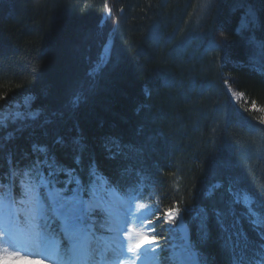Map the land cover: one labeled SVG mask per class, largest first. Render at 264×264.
Wrapping results in <instances>:
<instances>
[{"label":"trees","instance_id":"trees-1","mask_svg":"<svg viewBox=\"0 0 264 264\" xmlns=\"http://www.w3.org/2000/svg\"><path fill=\"white\" fill-rule=\"evenodd\" d=\"M247 3L255 27H245ZM247 3L0 0V106L28 97L35 112L0 123V181L14 183L15 205L22 173L47 146L51 163L73 169L68 179L103 183L148 221L159 217L154 231L179 208L189 240L173 228L170 243L191 246L195 264H231L214 219L202 239L196 217L229 208L241 243L259 235L251 220L264 213V0ZM73 137L87 147L83 163ZM108 138L121 148L106 150Z\"/></svg>","mask_w":264,"mask_h":264},{"label":"snow or ice","instance_id":"snow-or-ice-1","mask_svg":"<svg viewBox=\"0 0 264 264\" xmlns=\"http://www.w3.org/2000/svg\"><path fill=\"white\" fill-rule=\"evenodd\" d=\"M246 3L247 0H238V6L240 8H245ZM249 26H256V12L251 3H247L245 10V27L247 28ZM97 67L99 68L100 66L97 65ZM100 70L102 71V68ZM253 108H255V104H253ZM72 141V147L74 150L79 151L80 163H83V157L87 152V147L82 146L78 142V137H73ZM56 142H64V138L57 137ZM112 146L118 149L121 148V145L117 144L115 140L108 138L105 144L106 150L111 151ZM35 155L37 156V160L28 166L30 171H24L22 173L24 178L20 180V188L16 190V195H22L23 197L19 201L20 204L25 207L19 209L15 207L14 183L0 181V206L4 209L5 221L4 226L0 228V237L8 236L11 244L26 243L43 249L44 251L51 250L54 255L58 254L60 249L71 252L76 247V244L69 245L68 238H74L76 241L81 239L80 228L72 224L71 221L80 210L82 204L85 210L90 213L89 219L94 225L103 219H110L113 223L109 230L119 233V214L117 212L110 211L109 217L107 218L98 217L92 209L98 208L99 203L94 204L80 198L81 195L88 194L89 186L78 176L75 179H68L70 175L74 174L73 169L64 166L58 158L56 163H51L53 154L47 146H38ZM44 157L47 158L45 159ZM87 167H91L90 158ZM75 171L78 173L79 168L77 167ZM9 175L16 177L17 173L12 172ZM88 175L93 174L89 172ZM61 177L65 179L63 187L58 186ZM117 180L120 181L119 176ZM91 191L95 193V187H92ZM10 208L11 213H9ZM49 210L54 213H62L66 223H68L64 240L57 237L49 227L40 226L36 223L40 218L45 217V214ZM18 212L25 214L30 225V235L25 240L19 239L9 227V224L12 220H15V214ZM252 215L253 219L251 223L255 228L259 229V235L256 239H244L243 243H241L240 239H237L241 236V233L236 226L231 209H218L212 206L209 210L206 206L200 210L196 219L199 220L200 230L203 233L202 239L208 235V221L214 219L218 230L217 238L229 249L231 264H264V213L261 214L260 218H256L255 213ZM183 216L184 212L179 208H169L164 213L165 223L176 226L179 219L183 218ZM159 220L160 218L157 217L154 221H147L146 227L150 230L153 229L154 225L159 223ZM100 227H104V224L100 223ZM183 227L181 225V229ZM137 236L138 238L134 239L133 243L128 247V251L134 254L144 247L159 244L158 236L151 234L150 231L138 233ZM181 239H183L182 236ZM185 248L189 258L195 260L197 253L187 245H185ZM155 251L156 249L152 248V252L155 253ZM61 258L63 257L61 256ZM138 258L139 256H137ZM165 259H169V257H165ZM0 264H49V260L44 256L43 252H30L25 254L24 252H9L7 249H0ZM121 264H123V261H121Z\"/></svg>","mask_w":264,"mask_h":264},{"label":"rangeland","instance_id":"rangeland-1","mask_svg":"<svg viewBox=\"0 0 264 264\" xmlns=\"http://www.w3.org/2000/svg\"><path fill=\"white\" fill-rule=\"evenodd\" d=\"M108 15L109 13H107L105 17L107 18ZM106 56L107 50L104 52V58H106ZM229 92L231 97L234 99L240 98L234 90H229ZM28 100L29 98L25 97L21 102H16L14 104L9 102L7 105L2 107L0 106V123H3L6 119H13L15 117L22 119L25 117V115L34 117L35 112H28ZM103 186V183H101L100 186H96L95 193L89 189L88 194L81 195L80 198L84 201L94 204L99 203L98 208L92 209V211L98 217L107 218L109 217L110 211L117 212L119 214L118 226L120 231L119 233H116L109 230L113 222L110 219H103L102 221L95 223L97 224L99 228L98 231L102 234L101 237L103 238H97L94 236L91 238L90 236L92 235L93 231H91V229L88 227L87 224L89 223L86 222L88 221L92 223V221L89 219L90 213L85 210V207L82 204L80 206V210L75 214L73 220L71 221L72 224H74L76 227H79L81 230V239L79 241H76L71 237L68 238L69 245L74 243L76 244V247L72 250V257L74 254H76L78 257H80V255L87 257V261L90 264H99V262H102L101 264H121V261H123V264H195L196 259L193 260L189 258L186 248L183 245L178 246V248L175 250L176 256L174 253V255H172L170 252L164 253V251L160 250L159 245H149L140 249L136 254L129 252L128 247L131 243H133L134 239L138 238V233L150 231L151 234H155L158 237H165L164 242H168L170 238L167 235L174 237L175 233L172 232V229L174 228V230H176V226L172 227L164 222L160 225V228L163 229L158 228L157 231L148 229L146 227L148 213L145 208L140 206L138 207L129 201H126L116 192L107 188L105 189ZM19 201L15 207L17 209L25 207L24 205H21ZM56 214H58V221L56 222L59 224L60 228L58 232H52L61 240H64L66 235L65 230L68 227V223H66L62 213ZM53 219L54 218L49 214V212H47L45 217L40 218L36 223L40 226H47L51 229V225L55 224V220ZM4 222V209L2 206H0V228L4 226ZM12 223H14V228H12V226L10 227V224ZM100 223H103L104 227H100ZM10 224L9 227L11 231L19 239L25 240L30 235V225L28 223V218L25 217L23 212L16 213L15 220H12ZM92 239L95 241V243H93ZM91 244L92 246L94 245L93 248L90 247ZM187 246L191 247L189 245ZM152 248L156 249L155 253L152 252ZM0 249H7L9 252H24L25 254L30 252H43L44 256L49 260V264L72 263V258H69V261H66L64 257L61 258V255L59 254L60 252H64L62 256H66L67 253L63 249H60L59 253L54 255L51 250L44 251L43 249L31 246L26 243L11 244L9 242L8 236L0 237ZM162 253L166 254V257H169L168 261H163L165 257L161 256ZM137 256H139L138 259ZM81 261L84 264V259Z\"/></svg>","mask_w":264,"mask_h":264},{"label":"water","instance_id":"water-1","mask_svg":"<svg viewBox=\"0 0 264 264\" xmlns=\"http://www.w3.org/2000/svg\"><path fill=\"white\" fill-rule=\"evenodd\" d=\"M181 225L184 227L181 229ZM177 229L178 231L183 235L185 239H188L190 236L188 225L183 221V218L179 219L177 223Z\"/></svg>","mask_w":264,"mask_h":264}]
</instances>
